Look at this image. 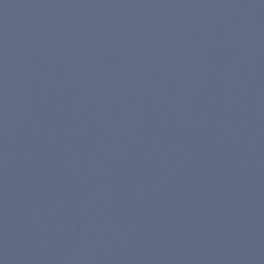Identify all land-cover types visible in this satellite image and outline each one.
Instances as JSON below:
<instances>
[{
  "label": "water",
  "instance_id": "obj_1",
  "mask_svg": "<svg viewBox=\"0 0 264 264\" xmlns=\"http://www.w3.org/2000/svg\"><path fill=\"white\" fill-rule=\"evenodd\" d=\"M0 264H264V0H0Z\"/></svg>",
  "mask_w": 264,
  "mask_h": 264
}]
</instances>
